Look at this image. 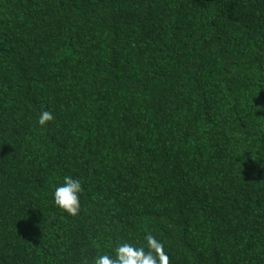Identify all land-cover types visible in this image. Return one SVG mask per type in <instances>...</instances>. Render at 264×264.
I'll return each instance as SVG.
<instances>
[{"label":"trees","instance_id":"trees-1","mask_svg":"<svg viewBox=\"0 0 264 264\" xmlns=\"http://www.w3.org/2000/svg\"><path fill=\"white\" fill-rule=\"evenodd\" d=\"M148 233L170 264H264V0H0V264Z\"/></svg>","mask_w":264,"mask_h":264},{"label":"clouds","instance_id":"clouds-1","mask_svg":"<svg viewBox=\"0 0 264 264\" xmlns=\"http://www.w3.org/2000/svg\"><path fill=\"white\" fill-rule=\"evenodd\" d=\"M54 116L50 111H42L38 118L40 127H47ZM83 191L81 182L70 176H65L63 184L54 191V204L62 212L76 217L81 210L80 193ZM92 264H170V258L165 252L164 244L153 234L144 236L140 246L123 242L114 248V255L104 253L98 255Z\"/></svg>","mask_w":264,"mask_h":264}]
</instances>
